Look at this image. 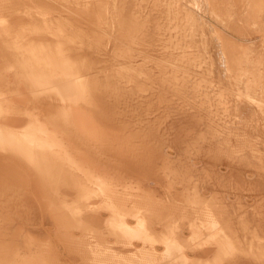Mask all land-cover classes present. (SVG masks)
Instances as JSON below:
<instances>
[{"label": "bare ground", "instance_id": "obj_1", "mask_svg": "<svg viewBox=\"0 0 264 264\" xmlns=\"http://www.w3.org/2000/svg\"><path fill=\"white\" fill-rule=\"evenodd\" d=\"M132 184L157 203L120 192ZM198 188L230 256L205 214H180ZM263 208L264 0H0V264H60L62 241L108 234L131 256L104 264H158L131 236L164 216L199 239L189 261L264 264L245 235Z\"/></svg>", "mask_w": 264, "mask_h": 264}, {"label": "rangeland", "instance_id": "obj_2", "mask_svg": "<svg viewBox=\"0 0 264 264\" xmlns=\"http://www.w3.org/2000/svg\"><path fill=\"white\" fill-rule=\"evenodd\" d=\"M144 186V188H142L143 186ZM141 185V189H140V185H137V184H132V185H130V186H128V190L127 191H120L121 193H123V194H127V195H131L132 197H135V196H143V197H146V201H148V202H152L153 204L156 202L157 203V201H158V197H159V192H157V190H156V194H155V187L153 188V190H152V188H151V186H149L150 187V189H148L149 187H146V185H144V184H142ZM135 186V187H134ZM139 186V187H138ZM134 187V188H133ZM132 188V189H131ZM139 188V189H138ZM147 190H146V189ZM145 189V190H144ZM201 189V188H200ZM118 191H119V188L117 189ZM149 190V191H148ZM133 191V192H132ZM145 191V192H144ZM159 191V190H158ZM175 190H173V192H174ZM203 191H206L205 189H203L202 191H201V194L199 193L200 192V190H199V188H198V191L196 190V191H191V201L190 202H187V201H185V198H181L180 199V201L179 202H181V203H179V205H178V208H180V214H184V211L186 210H189V209H194V210H199L198 212L200 213V215H203V214H205L206 216H207V219H208V221L206 222L207 224H206V226L205 227H207V229L209 230V229H211V230H207V233H210V236H211V238L213 237V240H214V243H213V246L215 245V249H217V251H218V249L220 250V251H218L220 254H219V257H221V258H225L226 256H230L232 253H231V251H232V249L233 248H231L232 246H231V242L230 241H232V242H235L233 239H232V237H230V236H234V235H232V233L229 231V230H225V229H228V226H226L225 225V223H227V220L225 219H223V218H221V213H218L219 212V210H218V212H217V209L216 208H214L213 206H212V210H211V207H207L206 208V205H208V204H210L211 202L209 201V199H207V198H209V197H207L206 196V199H204L203 197H204V194L206 193H203ZM126 192V193H125ZM131 192V193H130ZM149 192V193H148ZM152 192H154V193H151ZM132 193H134V194H132ZM145 195H144V194ZM147 193V194H146ZM178 192H175V194H177ZM208 193V192H207ZM136 194V195H135ZM143 194V195H142ZM242 194L244 195V196H247V197H254L253 195H254V190H249V189H246V190H243L242 191ZM148 195V196H147ZM157 197H156V196ZM198 195V196H197ZM200 195H201V197H200ZM154 196V197H153ZM149 197V198H148ZM150 197H152V198H150ZM196 197V198H195ZM200 197V198H199ZM150 201H149V200ZM152 199V200H151ZM156 201H155V200ZM200 199V200H199ZM182 200V201H181ZM232 200V199H231ZM230 200V201H231ZM236 200V199H235ZM208 201V202H207ZM184 202V204H182ZM232 202V201H231ZM235 202V201H234ZM186 203V204H185ZM194 203V204H193ZM202 203V204H201ZM236 203V202H235ZM235 203H233V205L235 204ZM238 203V202H237ZM249 204V203H248ZM182 205H184V206H182ZM211 205H212V203H211ZM210 205V206H211ZM189 206H190V208H189ZM203 206V207H202ZM235 206V205H234ZM236 206H237V204H236ZM235 206V207H236ZM188 207V208H187ZM193 207V208H192ZM195 207H197V208H195ZM202 207V208H201ZM186 208V209H185ZM139 209V208H138ZM201 209V210H200ZM210 209V210H209ZM136 210H137V208H136ZM141 210V209H140ZM134 211H135V208H134ZM205 211V212H204ZM262 211L264 212V208L262 209ZM211 214V215H210ZM187 215V213L185 212V214H184V216H186ZM184 216H180V217H178V218H176L175 219V221H173V220H170V218L169 219H167V216L165 217L164 216V218H161L160 219V221H159V219H158V221H152V222H147V225H145L144 226V228H146V230L148 231V232H150L151 234H152V232H153V234L151 235L150 234V236L148 235H143L142 237H141V239H136L134 236H131V238H132V242H133V244H135V243H139L140 242V244H142V243H144V240H146L149 244H152L154 247H156V252H155V256L154 257H156V259H158L157 261H159V263L158 264H169V262L168 261H163V259H164V257H166V255L168 254V251H170V250H172L173 252H174V254H176L177 256H179V257H181L182 258V260L180 261V263L179 264H188L189 262L191 263V264H194L193 262L195 261V264H205V262H208L207 261V259H205V258H200L199 256L198 257H196L195 259H193V257H195V256H193V257H191L190 258V261H189V258L187 257L188 255V252H189V250L186 248V246L187 245H189V243L190 244H194V242L196 241V242H198L199 241V239H194L193 237H194V235L193 234H190V232H189V230L191 229V225H189V223L187 222V221H184L183 220V217ZM212 216V217H211ZM215 216V217H214ZM166 218V219H165ZM163 219V220H162ZM179 219L181 220L180 222H179ZM216 221H215V220ZM162 220V221H161ZM224 220V221H223ZM226 221V222H225ZM254 223H255V226H254V228L252 229L251 228V230H249V231H247L246 233H245V235H246V237L248 236V237H251L250 238V241H251V243L253 244V246H252V248H251V250L253 251V252H259L260 251V248H255V246H257V247H261L262 245H263V251H264V219L261 221V220H259V219H255L254 217H253V220H252ZM145 222V223H146ZM155 222H156V225H155ZM159 222V224H157ZM161 222V223H160ZM172 222H174L173 223V225H172ZM154 223V224H153ZM216 223V224H215ZM221 223V224H220ZM162 224V225H161ZM186 225L187 224V226L186 227H184L183 228V225ZM223 224V225H222ZM260 224V225H259ZM149 225V226H148ZM151 225V226H150ZM152 225L155 227H153V228H149V227H152ZM159 225V227H157ZM184 225V226H185ZM171 226H172V228H171ZM181 226H182V228H181ZM209 226H210V228H209ZM164 227V228H163ZM180 227V229H178ZM212 227V228H211ZM223 227H226V228H223ZM164 230H163V229ZM166 228V229H165ZM169 228H171V229H169ZM176 228V229H175ZM222 228V229H221ZM194 229V228H193ZM200 229L201 228H198V231H200ZM225 231H224V230ZM256 229V230H255ZM182 230V231H181ZM186 230L188 231V233H186V235H184L183 233L184 232H186ZM213 230V231H212ZM144 231V230H143ZM165 231V232H164ZM168 231V232H167ZM171 231H173V232H171ZM197 231V230H196ZM218 231V232H217ZM145 232V231H144ZM157 232V233H156ZM160 232V233H159ZM230 232V233H229ZM156 233V234H155ZM167 233V234H166ZM168 233L170 234V235H168ZM226 233V234H225ZM249 233H250V235H249ZM155 234V235H154ZM218 234V235H217ZM228 234V235H227ZM174 235H175V237H174ZM183 235V237H181ZM107 236H109V234L107 235ZM107 236H104V238H107V239H104V242L106 241V243L107 244H98V245H95V246H92V245H90L89 246V243H90V241L88 242V244H85V243H83L82 245H81V247L80 248H78L76 251H75V248H69V247H67L68 245L70 246V243L68 242V240H65V241H67V243L65 242V241H62V243H63V245L66 247L65 249H61V246H59L58 245V247H57V252H59V253H61V254H59L58 253V255H59V257H60V259H61V261H63V257H65L64 258V261H66L64 264H76V262H78L77 264H81L80 262H82V264H84L83 262H86L85 264H104V263H106L107 262V260L106 259H108V258H106V256L104 257V255H105V253L103 254V252H108V250L110 251H112L113 252V254L115 255L114 256V258L112 259V260H110V259H108L110 262H112V263H118L119 261H120V259L121 260H124V261H129V258H130V256L131 255H129V253L128 252H130V249H125V248H123L122 246V244L121 243H119L120 241L117 239V237L115 236V235H113V236H109V239H108V237ZM160 236V237H159ZM173 236V237H172ZM215 236V237H214ZM114 237H116L115 239H114ZM123 237V236H122ZM178 237H181V239H180V241H179V239H178ZM110 238H112V239H110ZM120 238V237H119ZM184 238V239H183ZM221 238V239H220ZM178 239V240H177ZM187 239V240H186ZM108 240V241H107ZM110 240V241H109ZM113 240V241H112ZM116 241V242H115ZM119 241V242H118ZM190 241V242H189ZM109 242H114V245L113 244H111V243H109ZM179 242V243H178ZM181 242V243H180ZM185 242V243H184ZM118 245H117V244ZM84 244H85V249L83 248L84 247ZM116 244V245H115ZM239 244V243H238ZM67 245V246H66ZM120 245V246H119ZM83 246V247H82ZM107 246V247H106ZM114 246H116V248L114 247ZM71 247H74V246H71ZM114 247V248H113ZM117 247H118V249H117ZM119 247H121V248H119ZM91 248H93V249H91ZM262 248V247H261ZM58 249H59V251H58ZM61 249V250H60ZM95 249V250H94ZM116 249V250H115ZM124 250V251H121V250ZM159 249V250H158ZM70 250H72V251H74L73 253L74 254H77V252L78 251H80V252H78V257H77V255H76V257H74L75 255L72 253V252H68V251ZM86 252H85V251ZM94 251V252H96L95 253V258L94 257H92L91 256V251ZM98 251V252H97ZM115 251H116V253H115ZM183 251V252H182ZM228 251V252H227ZM85 252V253H84ZM234 252V251H233ZM63 253V254H62ZM66 253H67V256H66ZM73 254V255H69V254ZM101 253L103 254L102 256H101ZM119 253V254H118ZM181 253H186V254H184V256H182L181 255ZM123 254H125V255H123ZM127 254V255H126ZM62 255H65V256H62ZM88 255V257H86ZM90 255V256H89ZM138 256V255H137ZM79 257H80V259H81V257H82V259L81 260H83V261H80V259H79ZM84 257H86V258H84ZM91 257V258H90ZM124 257V258H123ZM139 257V256H138ZM187 257V258H186ZM73 259V260H72ZM128 259V260H127ZM199 259V260H198ZM203 259H205V260H203ZM71 260V261H70ZM139 260L142 262H144V258L142 257V256H140L139 257ZM193 260V261H192ZM202 260V261H201ZM209 260V259H208ZM210 260H211V262H209V263H212L213 262V260L210 258ZM209 260V261H210ZM60 261V264L62 263L63 264V262H61ZM204 261V262H203ZM73 262H75V263H73Z\"/></svg>", "mask_w": 264, "mask_h": 264}]
</instances>
